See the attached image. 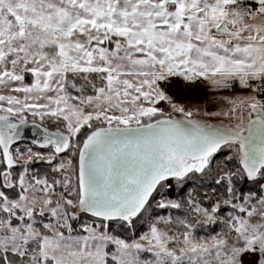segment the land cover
Segmentation results:
<instances>
[{
    "label": "snow or ice",
    "instance_id": "1",
    "mask_svg": "<svg viewBox=\"0 0 264 264\" xmlns=\"http://www.w3.org/2000/svg\"><path fill=\"white\" fill-rule=\"evenodd\" d=\"M0 264H264V0H0Z\"/></svg>",
    "mask_w": 264,
    "mask_h": 264
},
{
    "label": "rangeland",
    "instance_id": "2",
    "mask_svg": "<svg viewBox=\"0 0 264 264\" xmlns=\"http://www.w3.org/2000/svg\"><path fill=\"white\" fill-rule=\"evenodd\" d=\"M193 102L195 103V102H198V101H193Z\"/></svg>",
    "mask_w": 264,
    "mask_h": 264
}]
</instances>
